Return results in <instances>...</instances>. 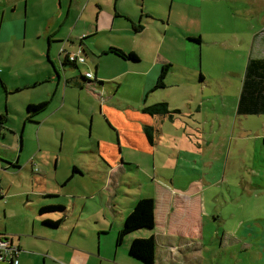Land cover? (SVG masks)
<instances>
[{
  "label": "rangeland",
  "instance_id": "rangeland-1",
  "mask_svg": "<svg viewBox=\"0 0 264 264\" xmlns=\"http://www.w3.org/2000/svg\"><path fill=\"white\" fill-rule=\"evenodd\" d=\"M104 1L105 4L112 5L115 11L116 0ZM132 1L133 8L130 11H150L155 15L151 16L154 21L162 22L159 17H164L167 23L170 19L172 25L167 29L166 50L172 45H182L190 51L200 47L198 58L202 68L201 74L215 78L210 87L204 88L206 94H210L217 81L222 80L221 76L225 75L223 81L227 82L221 81V85L225 91L224 103L227 112L224 113L220 97H216L209 107H203V114H196L197 101L194 102L190 97L182 99L179 105L185 113L189 112L188 105L195 104V115L192 118L183 116L181 122L176 125L167 122L159 140L180 142L178 150L175 151L172 146L164 143L156 149V154L152 157L143 154L141 150L121 149L126 159L125 165L122 164L119 172L121 176L117 182L113 178L109 184L106 176H103L105 166L96 163L88 144L94 142L99 135L111 137L114 134L107 119L99 115L100 108L91 103L90 98L94 91L89 94L79 88H69L65 107L52 117L57 123L52 124L51 121L49 124H42L43 119L58 108V102L64 103L62 99L59 100V96H53L56 84L48 80L49 82H40L38 86L15 93L12 84L8 85L11 91H6L3 79L8 77L7 81H11L18 76L36 77L42 73L47 75L48 72L56 77L58 75L42 46L38 56L35 52L24 51L22 47L13 48L15 44L11 43L10 47L0 53V118L2 114H6V110L8 117V121L0 130V195L3 196L0 198V225H10L11 214L23 212L31 217V214L26 213L31 208H36L39 213L40 204L72 207L73 203L77 202L80 205L82 200L75 201V198L86 192L94 195L88 200L83 199L81 203L86 205L87 212L97 205H108V201L118 200L125 204L130 198L126 194L133 198L134 195L153 196L155 184L161 181L175 193L176 207H183L184 197L187 199L186 203L196 207V213H199L202 205L199 216L207 224L206 237L214 241L207 243L206 248L210 252L205 255L208 260L206 263L234 264L229 260L220 261L219 257L213 255L215 252H222V228L234 229L242 220L248 222L255 218H264V192L256 178L260 175L259 167H264L261 166L264 163V139H255L257 131L264 133V115L244 117L234 114L247 57L251 50L254 57L264 55V0H178L176 6L173 5V0H146L145 5L143 0H140V3ZM127 4H130V1H121V11L126 10ZM152 34L153 32L149 31V36ZM194 35L202 37L203 44L196 43ZM149 36L147 35L146 39L139 38L137 42H125L120 45L126 49L136 47L140 52L138 55L141 61H151L153 55L149 43L155 41ZM104 38L108 39V36ZM254 39L256 42L252 49L249 44L253 43ZM67 49L69 51L68 45ZM59 52L60 48L51 52L52 61L58 69H64L58 59ZM176 54L183 62L182 54L178 50ZM87 62L94 71L95 65L91 57L88 56ZM65 68L71 70L69 66ZM73 71L79 73V69ZM38 79L42 80L44 76ZM185 89L182 98L188 95ZM201 89L202 85L196 83L192 92L199 96ZM134 90V85H130L122 94L130 97L132 103H138L136 98L129 96ZM29 99H33L34 105L45 101L49 103L47 110L31 119L32 121L26 119L25 103ZM93 108L98 111L95 115L92 113ZM228 112L229 119L225 118ZM218 117L225 123L221 124ZM240 119H245L244 129L249 131L244 137L240 135ZM199 134H202V139H197ZM198 140H201L202 147L198 145ZM194 145L198 149L191 151L190 147ZM172 159L173 164L175 160L181 168L192 166L198 169L200 174H176L170 166ZM137 163L145 169L138 171L134 166ZM74 167H77L80 173L73 174ZM166 180L168 181L165 182ZM173 181L174 185L171 184ZM113 192H117L118 199ZM59 213L61 211L46 214L56 216ZM220 226L221 230H218ZM178 238L179 236L175 235V241ZM258 250V247H254L251 252ZM248 256L242 257L244 262L241 264H252Z\"/></svg>",
  "mask_w": 264,
  "mask_h": 264
},
{
  "label": "crops",
  "instance_id": "crops-1",
  "mask_svg": "<svg viewBox=\"0 0 264 264\" xmlns=\"http://www.w3.org/2000/svg\"><path fill=\"white\" fill-rule=\"evenodd\" d=\"M121 1H115L116 9L114 11L113 6L105 4L104 0H0V53L6 47H10L11 43H14L13 48L22 47L24 51L35 52L39 56V48L42 46L43 50L47 51L48 59L58 75L56 77L48 72L47 75L42 73L36 77L18 76L11 81H7L8 77H6L3 79L6 91H11L9 84H12L13 92L17 93L32 88V86H38L40 82L55 83L53 96H59V100L62 99L64 103L58 102V108L43 119L42 124H49L51 121L52 124L57 123L56 120H52V117L65 107L69 88H79L89 94L94 91L90 98L91 103L95 104L94 107L100 108L99 115L107 119L114 134L111 137L99 135L94 139V142L88 144L96 163L105 166L103 167L105 171L103 176H106L105 179L109 184L112 183L113 178L117 182L121 176L119 172L122 164L125 165L126 159L121 149L141 150L143 154L152 157L155 156L156 149L162 147L164 143L172 146L173 150H178L180 142H159V140L167 122L176 125L181 122L183 116L188 115L189 118H192L195 115L193 111L195 104L188 105L190 113L188 111L185 113L179 105L182 99L190 97L194 102L197 101L196 114H203V107H209L216 97H220L224 113L227 112L224 103L225 91L221 85L225 75L221 76L222 80L217 81L210 94L205 93L204 88L210 87L215 82V78L211 75L207 76L205 73L201 74L202 68L198 58L200 47L198 46L195 51H190L182 45H172L170 49L166 50L167 29L169 30L172 25L170 19L167 23L164 21V17H159L162 22L154 21L151 16L155 15L150 11L147 13L145 9V13L130 11L133 8L132 0H128L130 4H127L126 10L121 11L119 8ZM136 1L140 3V0ZM143 2L145 5L146 0ZM177 2L178 0H173V5L176 6ZM93 10L94 16H92ZM136 27L138 28L136 29ZM149 31L153 32L152 36H149ZM115 35L122 37L116 38ZM147 35L149 38L153 37L151 39L155 41L152 44L149 43L153 55L151 61L143 59L141 61L140 52L136 47L126 49L120 45L125 42H137L139 38L143 37L146 39ZM106 36L108 39L104 38ZM194 39L200 41V43L196 41L199 45L203 44L202 37L194 35ZM62 42L63 45H61ZM255 42L254 39L253 43L249 44L252 49ZM65 43L66 45H64ZM61 47L64 49L61 50ZM58 48H60L58 59L61 67L64 68H61L62 73L61 69H58L55 62L52 61L51 56V52ZM111 48H118L125 53H134L139 60H126L112 53ZM177 50L184 57L183 62L182 58H178ZM78 53L85 56L86 63L80 66L66 65L68 55ZM252 53L251 50L243 68L244 76L235 115H239L237 108L248 61L250 58L264 57V55L254 57ZM88 56L91 57L95 65L94 71L91 64L87 62ZM66 66H69L71 70L66 69ZM165 66H168L165 87L155 90L154 86ZM72 69H79V73ZM87 73H93L94 79L88 80L85 77ZM42 76L44 79H38ZM48 77L50 79H47ZM196 83L202 85L200 97L196 96L194 91L192 92V87ZM130 85H134L135 92L129 96L136 98L138 103H132L129 100L130 97L122 94L123 90ZM184 88L188 95L182 98ZM162 102L169 105L170 112L152 114L144 111L145 108ZM33 103H35L33 99H29L25 105L28 107ZM95 112L98 111L93 108V115ZM229 115L228 112L225 118L229 119ZM262 115L264 114L244 117ZM3 118L5 119L4 123L8 121L7 110L6 114L1 115L0 122ZM218 119L221 124L225 123L220 117ZM27 121L29 120L27 119ZM243 121L245 119H240L239 130L241 131L240 135L244 137L249 131L244 129ZM146 127L153 128V143L148 139ZM257 132L255 139L257 141L264 139V133ZM201 135L199 134L197 139H202ZM198 141L200 146L201 140ZM196 147V145L191 146L190 150H197ZM262 155L264 161V147ZM129 165L133 164L129 163ZM134 166L138 171L145 169L140 163ZM170 166L179 175L200 174V171L192 166L181 168L175 160L173 164V159ZM261 166H264V163ZM27 167L28 165H26ZM74 168L77 171L74 172ZM74 168L73 174L80 173L77 167ZM259 169L260 175L256 178L264 192V167H259ZM90 172L92 171L90 170ZM171 184L174 185V181ZM113 195L118 199L117 192H113ZM174 195L175 193L168 189L166 183L160 181L155 184L153 196L134 195L133 198L130 194H126L130 198L125 204L118 200L108 201V205H97L87 212L86 205L81 203L83 199L88 200L94 195H89L88 192L81 193L78 197L75 196V201L82 200L80 205L74 202L72 207L71 205H65V208L62 206L64 209L59 210L61 213L56 216L41 211L42 207L50 206L46 203L39 205L41 206L39 213L36 208H31L29 212H26L31 214V217L26 216L23 212L11 214L9 216L11 224L0 225V238L8 237L17 246L19 264H148L133 257L130 254V246L135 239L151 236L156 241V257L153 264H207L208 260L205 255L210 252L206 248L207 243L214 241L212 238L206 237L207 224L199 216L202 205H200L199 213H196V207L186 203L187 199L184 197L183 207H176L177 200ZM1 196L0 198H3ZM140 198L155 200V228L152 230L141 229L131 233L123 239L122 243H119V232ZM61 219L63 220L62 224L56 228L44 223L47 220ZM218 230H221V226ZM222 231L224 235L220 244L222 252L213 254L219 257L220 261L229 260L234 264H241L244 262L242 257L249 255L248 260L252 264H264V218H255L248 222L242 220L234 229L223 227ZM175 235L179 236L177 241H175ZM254 247L259 248L258 252H251ZM217 264L220 263L217 262Z\"/></svg>",
  "mask_w": 264,
  "mask_h": 264
},
{
  "label": "trees",
  "instance_id": "trees-1",
  "mask_svg": "<svg viewBox=\"0 0 264 264\" xmlns=\"http://www.w3.org/2000/svg\"><path fill=\"white\" fill-rule=\"evenodd\" d=\"M138 27H136L137 29ZM200 43L199 40H194ZM112 53L131 61H138V56L134 53H125L124 51L116 48H111ZM66 65L80 66L83 64L70 63L67 59ZM168 73V66L163 68L154 89H161L165 87V79ZM86 77V76H85ZM88 79V78H87ZM89 80V79H88ZM48 101L39 103L37 105L30 104L27 107V119L32 121L35 116L45 111L48 107ZM144 111L152 114L168 113L169 105L166 102L158 103L152 107L145 108ZM178 111V110H176ZM237 112L240 116L246 115H259L264 114V57L250 58L246 68V75L243 82L242 92L238 102ZM4 118L0 122V126L4 124ZM1 130V127H0ZM148 139L151 143L154 142L153 128H145ZM77 171L74 168V172ZM62 206H45L41 208L43 213L63 210ZM155 209L156 203L152 198H140L133 211L128 215L125 220L122 230L119 232L118 242L122 243L123 239L141 229H154L155 228ZM63 220L50 221L44 223L51 227H58L62 224ZM5 237V236H4ZM130 254L145 263L153 264L156 257V241L153 236L149 238L135 239L130 246Z\"/></svg>",
  "mask_w": 264,
  "mask_h": 264
},
{
  "label": "built area",
  "instance_id": "built-area-1",
  "mask_svg": "<svg viewBox=\"0 0 264 264\" xmlns=\"http://www.w3.org/2000/svg\"><path fill=\"white\" fill-rule=\"evenodd\" d=\"M70 63L85 64L86 58L84 55L70 54L67 57ZM86 78L94 79L93 73H87ZM0 264H19L18 248L15 246L8 237L0 238Z\"/></svg>",
  "mask_w": 264,
  "mask_h": 264
},
{
  "label": "bare ground",
  "instance_id": "bare-ground-1",
  "mask_svg": "<svg viewBox=\"0 0 264 264\" xmlns=\"http://www.w3.org/2000/svg\"><path fill=\"white\" fill-rule=\"evenodd\" d=\"M78 65V64H77Z\"/></svg>",
  "mask_w": 264,
  "mask_h": 264
}]
</instances>
